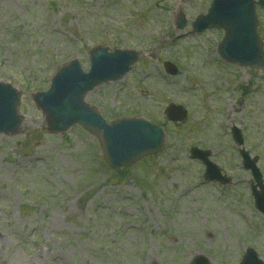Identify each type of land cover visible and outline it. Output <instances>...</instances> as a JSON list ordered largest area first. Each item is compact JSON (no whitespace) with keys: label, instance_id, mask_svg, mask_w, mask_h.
<instances>
[{"label":"rangeland","instance_id":"rangeland-1","mask_svg":"<svg viewBox=\"0 0 264 264\" xmlns=\"http://www.w3.org/2000/svg\"><path fill=\"white\" fill-rule=\"evenodd\" d=\"M210 1L0 0V81L19 92L23 118L19 134H0V264H238L248 247L264 261V217L230 133L240 129L264 180V71L220 60L222 30L192 31ZM95 45L139 58L85 100L107 121L140 116L166 131L161 152L121 170L80 126L49 133L31 96L70 58L88 70ZM170 103L184 122L167 120ZM193 145L232 182H205Z\"/></svg>","mask_w":264,"mask_h":264},{"label":"water","instance_id":"water-1","mask_svg":"<svg viewBox=\"0 0 264 264\" xmlns=\"http://www.w3.org/2000/svg\"><path fill=\"white\" fill-rule=\"evenodd\" d=\"M264 5V0H212L206 15H200L193 22L195 30L210 26L223 28L225 36L218 50L225 61L240 66L264 69V55L260 46L255 5ZM185 21L179 24L182 28ZM137 59L133 50L95 46L89 54L90 69L83 72L77 59L70 60L59 68L51 79L46 92L33 94L36 106L42 110L47 128L51 133H63L74 124H79L97 137L101 154L107 165L113 169L128 167L142 157L161 151L164 146L162 128L143 118L121 117L106 122L100 113L84 101V95L93 87L122 78L130 65ZM166 70L175 73L169 63ZM19 94L10 85L0 82V133L16 134L22 117L18 114ZM170 120L185 118V110L170 105L166 111ZM234 140L241 144L240 132L232 128ZM243 166L250 169L253 180L251 189L255 205L264 214V185L262 175L256 166L257 157L250 158L241 149ZM193 157L206 165L205 178L228 183L229 179L219 174L218 167L208 160L209 150L191 149ZM240 264H264L256 252L248 248Z\"/></svg>","mask_w":264,"mask_h":264}]
</instances>
